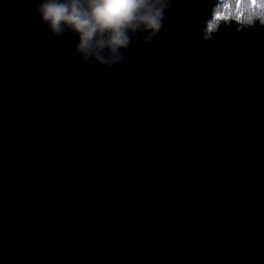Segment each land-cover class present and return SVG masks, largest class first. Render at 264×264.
Masks as SVG:
<instances>
[{
    "label": "clouds",
    "instance_id": "clouds-1",
    "mask_svg": "<svg viewBox=\"0 0 264 264\" xmlns=\"http://www.w3.org/2000/svg\"><path fill=\"white\" fill-rule=\"evenodd\" d=\"M208 5L200 33L209 47L224 29L242 34L264 28V0H208ZM34 9L54 37L74 38L73 53L83 64L108 69L122 65L137 44L153 42L175 10L173 0H36ZM247 123L243 117L229 126Z\"/></svg>",
    "mask_w": 264,
    "mask_h": 264
}]
</instances>
